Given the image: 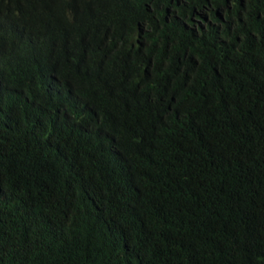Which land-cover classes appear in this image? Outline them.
Here are the masks:
<instances>
[{"label":"trees","instance_id":"trees-1","mask_svg":"<svg viewBox=\"0 0 264 264\" xmlns=\"http://www.w3.org/2000/svg\"><path fill=\"white\" fill-rule=\"evenodd\" d=\"M0 264H264V0H0Z\"/></svg>","mask_w":264,"mask_h":264}]
</instances>
